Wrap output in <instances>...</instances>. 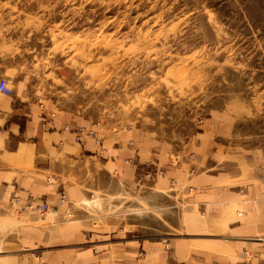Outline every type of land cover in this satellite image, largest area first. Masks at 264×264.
<instances>
[{"label":"rangeland","instance_id":"rangeland-1","mask_svg":"<svg viewBox=\"0 0 264 264\" xmlns=\"http://www.w3.org/2000/svg\"><path fill=\"white\" fill-rule=\"evenodd\" d=\"M2 78L9 95L37 101L71 132L95 130L101 144L135 130L180 144L209 125L243 154L264 150V0H0ZM137 156L123 160L137 168L134 193L121 170L98 171L57 216L50 203L43 217L42 201L23 207L13 196L5 220L14 228L28 211L47 227L92 219L118 234L111 243L169 249L184 203L175 189L145 186L158 165ZM22 242L0 229V264H49L46 250Z\"/></svg>","mask_w":264,"mask_h":264},{"label":"crops","instance_id":"crops-1","mask_svg":"<svg viewBox=\"0 0 264 264\" xmlns=\"http://www.w3.org/2000/svg\"><path fill=\"white\" fill-rule=\"evenodd\" d=\"M69 126L37 101L0 93V229L6 235L18 230L23 244L46 250L49 264H264L262 148L243 154L209 125L180 144L161 143L138 130L105 136L102 144L92 137L78 142ZM136 152L139 163L158 165L145 186L175 189L184 203L183 233L169 249L156 241L111 243L110 236L118 234L102 224L93 227L92 219L47 227L37 212L28 211L14 228L5 220L13 214V196L23 207L43 199L57 213L67 210V202L74 207L98 171L121 170L134 193L137 168L123 160Z\"/></svg>","mask_w":264,"mask_h":264},{"label":"built area","instance_id":"built-area-1","mask_svg":"<svg viewBox=\"0 0 264 264\" xmlns=\"http://www.w3.org/2000/svg\"><path fill=\"white\" fill-rule=\"evenodd\" d=\"M0 93H3L5 95H9L13 93V89L9 86V82L6 79H0ZM74 134H76V140L78 141H83L86 138L92 137L95 138L98 142H100L102 139L99 136V133H97L95 130L92 129H87L85 127H79L77 128V130H74ZM101 144V143H100ZM137 157L136 158H130L129 161L130 163H135L137 161ZM262 198L264 199V190H263V194H262ZM18 199V198H17ZM15 199V200H17ZM21 200V199H19ZM37 206L36 209L39 211V213L44 217L45 215H47L51 210V205L48 203V201H42V203L40 204H36ZM30 208L33 207V204H29L28 205ZM52 213H54V217L55 214L57 216L58 213H56V211H53Z\"/></svg>","mask_w":264,"mask_h":264},{"label":"bare ground","instance_id":"bare-ground-1","mask_svg":"<svg viewBox=\"0 0 264 264\" xmlns=\"http://www.w3.org/2000/svg\"><path fill=\"white\" fill-rule=\"evenodd\" d=\"M34 209V208H33Z\"/></svg>","mask_w":264,"mask_h":264}]
</instances>
